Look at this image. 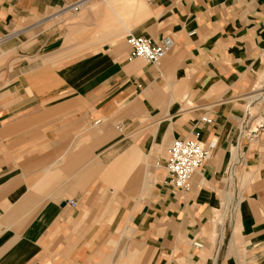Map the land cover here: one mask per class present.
Returning a JSON list of instances; mask_svg holds the SVG:
<instances>
[{"label": "crops", "instance_id": "1", "mask_svg": "<svg viewBox=\"0 0 264 264\" xmlns=\"http://www.w3.org/2000/svg\"><path fill=\"white\" fill-rule=\"evenodd\" d=\"M76 1L0 0V264H264V0ZM175 139L215 142L187 193Z\"/></svg>", "mask_w": 264, "mask_h": 264}, {"label": "built area", "instance_id": "2", "mask_svg": "<svg viewBox=\"0 0 264 264\" xmlns=\"http://www.w3.org/2000/svg\"><path fill=\"white\" fill-rule=\"evenodd\" d=\"M88 0H77L69 6V11L79 13ZM128 60L141 59L153 66L158 65L170 50V42L163 39L155 42L144 36L127 35ZM201 122L210 124L211 120L202 117ZM120 129V127H118ZM264 133V116L247 121V128L241 131V138L245 141H255ZM215 142L203 143L195 139H175L167 150L166 174L167 182L178 192L187 193L190 189L192 176L201 169L211 158ZM233 172L230 166L228 174ZM74 207V203H71ZM192 247L202 249L200 242H193Z\"/></svg>", "mask_w": 264, "mask_h": 264}, {"label": "rangeland", "instance_id": "3", "mask_svg": "<svg viewBox=\"0 0 264 264\" xmlns=\"http://www.w3.org/2000/svg\"><path fill=\"white\" fill-rule=\"evenodd\" d=\"M133 35H136V34H133ZM259 90L257 91V92H259V93H261V92H263L264 93V84L262 83V81H261V83L259 84ZM249 113L253 116V115H255L256 113H255V109H249ZM260 137H262V138H264V133H262L261 135H260ZM227 176H229V174L227 175Z\"/></svg>", "mask_w": 264, "mask_h": 264}, {"label": "bare ground", "instance_id": "4", "mask_svg": "<svg viewBox=\"0 0 264 264\" xmlns=\"http://www.w3.org/2000/svg\"><path fill=\"white\" fill-rule=\"evenodd\" d=\"M232 173H233V172H232ZM232 173L229 174V176H228V177H229V178H228V181H231V180H232V177H233ZM229 183H230V182H229Z\"/></svg>", "mask_w": 264, "mask_h": 264}]
</instances>
